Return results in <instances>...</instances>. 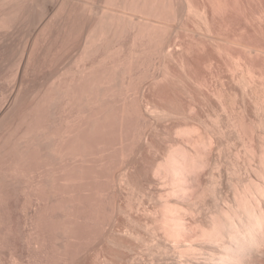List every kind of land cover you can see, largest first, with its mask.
Instances as JSON below:
<instances>
[{"label": "bare ground", "instance_id": "obj_1", "mask_svg": "<svg viewBox=\"0 0 264 264\" xmlns=\"http://www.w3.org/2000/svg\"><path fill=\"white\" fill-rule=\"evenodd\" d=\"M254 1L0 0V264H264Z\"/></svg>", "mask_w": 264, "mask_h": 264}, {"label": "rangeland", "instance_id": "obj_2", "mask_svg": "<svg viewBox=\"0 0 264 264\" xmlns=\"http://www.w3.org/2000/svg\"><path fill=\"white\" fill-rule=\"evenodd\" d=\"M253 1H254V0H253ZM255 1H256V2H255ZM255 1H254V2H255V6H254V4H253L254 2L252 3V5L254 6V7L252 6V7H253L252 10L254 11V13H257L256 11H259V10L262 8L261 6L264 5V3L262 2V1H264V0H259L260 3H262V5H261L259 2H258L259 4L257 3L258 0H255ZM245 2H246V1H245ZM242 5H243V6H242L243 8H244L245 6H248L247 4H244V2H243ZM244 5H245V6H244ZM260 5H261V6H260ZM242 7H241V8H242ZM243 8H242V9H243ZM246 9H247V8L245 7L244 11L247 13V11H248L249 9H247V11H246ZM253 11H252V12H253ZM245 12H244V14H246ZM242 13H243V11L240 12V16L243 17V18H245V16H246L245 19H247V14L244 15V14H242ZM242 15H243V16H242ZM248 15H249V12H248ZM241 19H242V18H241ZM245 19H244V21H246ZM239 21L242 22L243 19H242V20H239ZM241 24H242L243 26L245 25L244 22H242ZM258 29H259V28H258ZM256 30H257V29H256ZM260 30H261V29H259L257 32H255V34H254L253 37H255L257 40H256V39L254 40V38H253V40H254L253 43H255L254 45H256L255 48L257 47V48L259 49L260 47H261V48L263 47L262 49L264 50V43H263V41H264V40H263V39H264V35H263L264 32L261 30L263 33L261 32V34H260V33H259ZM240 31H241V30H240ZM240 31H238L239 34H242L243 31H244V29L242 30V33H241ZM238 32H237V33H238ZM244 32H246V30H245ZM246 34H247V33H246ZM257 34H258V35L260 34V37H259ZM244 35H245V33L242 34L241 36L239 35V37H240V39H241V37H242V39L240 40V43H243V42L245 41V42H244V44H245V43L247 42V39L249 38V35L247 34V37H248V38L246 37V35H245V36H244ZM256 35H257L258 37H256ZM243 36H244V37H243ZM243 38H244V39L247 38V39L244 40ZM258 38L262 39V41L259 42L260 39L258 40ZM243 40H244V41H243ZM241 41H243V42H241ZM248 42H249V39H248ZM256 42H257V43H256ZM262 44H263V45H262ZM260 45H261V46H260ZM261 48H260V50H259L261 53H260L259 51H258V53H257L258 55H257L256 63H257V66H259V67H262V65H263L262 69H260V70L263 71V70H264V57H263V56H264V55H263L264 53L262 54L263 50H262ZM258 49H257V50H258ZM261 50H262V51H261ZM239 53L241 54V52H239ZM242 55H243V54H242ZM242 55H241V56H242ZM258 56H259V57H258ZM260 56H262V57H260ZM261 58H263V59H261ZM258 59H259V60H258ZM261 60H262V61H261ZM260 62H261V63H260ZM260 65H261V66H260ZM257 68H258V67H257ZM213 69H214V68H213ZM258 69H259V68H258ZM203 70H204V69H203ZM211 70H212V68H211ZM206 71H207V70H205V72H206ZM253 113H254V112H253ZM256 114H257V113H254V114L251 115L253 119H254V118H257V119H258L259 116H258V114H257V115H256ZM254 116H255V117H254ZM254 120H256V119H254ZM256 122H257V120H256ZM147 258H149V257H147ZM147 258H145V259L147 260ZM149 259H150V258H149ZM147 261H148V260H147ZM149 261H150V260H149ZM87 263H89V262H87ZM87 263H86V264H87ZM81 264H85V263H81Z\"/></svg>", "mask_w": 264, "mask_h": 264}]
</instances>
